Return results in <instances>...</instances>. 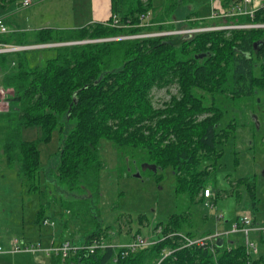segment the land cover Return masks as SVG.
Wrapping results in <instances>:
<instances>
[{
	"label": "trees",
	"instance_id": "obj_1",
	"mask_svg": "<svg viewBox=\"0 0 264 264\" xmlns=\"http://www.w3.org/2000/svg\"><path fill=\"white\" fill-rule=\"evenodd\" d=\"M4 1L12 0L0 3ZM111 1L112 16H117L123 27L95 23L77 29L47 28L31 32L32 37L25 32L1 35L0 43L61 44L176 30L173 13L190 0H169L159 8L153 7L152 0ZM245 5L246 0H221L224 11L216 9L218 16L211 20L226 18L235 25H264V8L252 16L245 13L249 10ZM149 15L150 25L142 26ZM196 19L192 22L199 21ZM202 21L206 25L202 27L221 25ZM197 25L191 23L189 27ZM175 38L180 39L179 43L172 41ZM46 49L0 55V86L14 92L8 99L9 111L0 114L2 147L9 165H17L20 176L29 182L40 169V152L34 142L22 139V128L39 126L43 139L48 141L53 130L60 127L64 134L65 122L75 123L62 145L57 176L70 192L81 194L83 208L88 206L86 200L100 193L104 143L131 150L133 156L155 165L158 171L172 168L177 195L186 196L191 203L200 195V200H205L208 181L224 156L223 147L238 127L233 120L219 129L224 110L217 98L237 102L264 94V27L58 46L54 47L56 54L42 65L30 64L21 57ZM174 85L179 88L178 95L156 107L152 91ZM156 175L157 180L162 179V175ZM242 184L255 205V183L240 179L237 185ZM219 196L212 199L214 204ZM67 210L73 214L70 207ZM186 223V218L171 216L166 224H158L162 232L154 248L128 256L106 248L94 255L80 251L67 259L51 258V263L157 264L165 250H172L163 264H264V258L251 261L243 244L183 247L180 236L173 234L199 237L184 230ZM100 238L105 237L97 230L83 243Z\"/></svg>",
	"mask_w": 264,
	"mask_h": 264
},
{
	"label": "rangeland",
	"instance_id": "obj_2",
	"mask_svg": "<svg viewBox=\"0 0 264 264\" xmlns=\"http://www.w3.org/2000/svg\"><path fill=\"white\" fill-rule=\"evenodd\" d=\"M22 1L24 0L13 1L15 13L6 19L12 33L18 32V28H28L27 22L30 19L34 25L42 24V27L53 29H77L87 24L84 20L90 12V0H33L30 7H23ZM168 1L152 0V5L159 8ZM219 2L221 0L185 2L172 16L176 30L186 29L191 23H198L197 27L206 26L203 21L187 22V18L195 14L207 18L205 22L209 21L211 24L221 22L219 26L204 28L231 30L228 27L236 25L227 22L226 18L211 20L213 14L217 15L213 11L214 3L219 11ZM25 33L29 37L33 36L31 32ZM172 41L179 43L180 39ZM59 44H46L48 46L45 48L49 49L30 51L21 57L28 59L30 64L42 65L56 54L54 47L64 46L61 45L63 43ZM1 77L0 74V81ZM7 91L8 96L13 95L10 93L11 89ZM178 93L179 88L174 85L155 88L151 96L154 105L162 107L164 102ZM1 95L6 96V93ZM208 98L211 99L209 96ZM227 99L217 98L224 110L219 129L226 128L233 120L238 127L223 147L224 156L208 181V188L213 192L212 199L220 195L217 204L213 200L201 201V195L196 202L191 203L186 196L176 194V175L172 168L157 172L143 170L142 167L147 162L133 156L131 150L116 149L112 144L104 143L101 156L105 166L101 172L100 193L86 200V208L80 207L83 200L81 194L70 192L58 181L57 176L62 145L75 123L65 122L64 134L60 127L56 128L48 141L43 139L39 126L22 128V139L34 142L40 152V169L29 182L20 176L17 165H9L3 151V135L0 131V247L4 251L0 255V264H52L42 253L14 252L16 241L19 246L40 245L43 249H48L53 243L60 241V235L81 244L85 242L87 235L97 230L114 245L129 244L137 236L157 241L162 231V227L157 224H166L173 215L186 218L184 230L196 235L216 230L230 231L234 221L243 216L256 220L257 223L263 222L264 94L259 93L251 99H238L237 102ZM236 159L239 161L237 164ZM156 174L162 175V179L157 180ZM240 179L255 183V205L246 185H237ZM209 201L213 202L214 207L207 209L204 203ZM68 207L73 214L68 212ZM217 216L223 218L218 221ZM44 219L54 222L55 226H43ZM249 239L257 248L256 251H250V259L255 261L264 258V235L261 232H251ZM245 243L246 237L242 233L226 239L227 247Z\"/></svg>",
	"mask_w": 264,
	"mask_h": 264
},
{
	"label": "built area",
	"instance_id": "obj_3",
	"mask_svg": "<svg viewBox=\"0 0 264 264\" xmlns=\"http://www.w3.org/2000/svg\"><path fill=\"white\" fill-rule=\"evenodd\" d=\"M33 3V0H24L22 5L23 7H28ZM246 3H252V0H246ZM259 8H264L263 4L259 5H253L249 10H247L245 13H249L250 15H254L255 11L258 10ZM242 14L241 10L239 12ZM218 15H212L211 18H215ZM226 16V15H225ZM150 15L148 17H145L143 20L142 26H148L150 25ZM191 20H187V22H191ZM110 25L111 27L115 28H120L123 27L124 25L120 23V20L117 16H112V22L106 23ZM257 27H264V25H254V24H248V25H236L232 27H228V29H248V28H257ZM217 29V28H216ZM214 28H204V27H188L183 30H168V31H158V32H153V33H147V34H142L138 36H131V37H118V40L121 39H127V38H138V37H169V36H186L190 37L192 35H195L197 33L201 32H206V31H212L216 30ZM9 33H12L9 31V28L7 25L0 20V36L1 35H7ZM46 45V44H45ZM38 45H15V44H4L0 43V55L1 54H16L20 53L23 51L27 50H33V49H39L44 46L40 47H35ZM45 48V47H44ZM14 65V63H13ZM1 87V86H0ZM2 88V89H1ZM0 88L1 94L4 92L6 93V96H2L0 94V114L4 112H8L10 109L9 105V97L8 96V91L10 89H5L3 87ZM12 90V89H11ZM11 94H14L13 90L10 92ZM205 200H212L213 197V192L210 188H207L205 190ZM204 207L207 209L213 208L214 204L212 201L205 202ZM223 217L217 216V220L220 221ZM43 226H55L54 222H51L48 219H44L42 221ZM251 232H261L264 235V221L261 223H256L255 220L243 216V217H238L233 225L230 231H220L216 230L211 232L210 234L199 236V237H190L186 235V233H178V234H173L172 236H180L182 239L183 247L191 248L193 246H198V247H206L208 246L211 248L213 245H217L220 241H222V244L226 243V239H228L231 235L235 234H244L246 237V249L247 252L250 255L251 250H257L256 245L250 241L249 235ZM159 240L154 241V240H149L142 238L140 236H137L133 239L132 242L126 245H114L110 242H108L105 238H100V239H95L91 243H74L72 241H62L59 243H53L50 248L48 249H43L40 245H22L19 246L18 242H15V249L14 252H27V253H42L45 255L46 258H62V259H67L69 258L72 254L84 251L89 255H94L96 254L99 250H104L106 248H114L118 250L122 256H128L129 254L135 253L136 251L145 249V248H150L155 246L158 243ZM221 244V245H222ZM220 245V244H218ZM4 251L2 247H0V255L3 254ZM172 253V250H167L164 252L163 258L157 263L160 264L167 256H169ZM253 261V260H251ZM252 264V262L248 263Z\"/></svg>",
	"mask_w": 264,
	"mask_h": 264
},
{
	"label": "crops",
	"instance_id": "obj_4",
	"mask_svg": "<svg viewBox=\"0 0 264 264\" xmlns=\"http://www.w3.org/2000/svg\"><path fill=\"white\" fill-rule=\"evenodd\" d=\"M13 1L14 0H12L10 2L4 1V2L0 3V20H2L6 25H7L6 19H8V17H10V16H13V14L15 13L13 10V4H12ZM21 3H23V1ZM219 4H220L218 7L219 12H223L224 10L221 7V3L219 2ZM259 4L264 5V0H252V3H249V4L246 3L245 6L248 9H250L253 5H259ZM31 5H29L28 7H30ZM215 5H216V3H214V9H213L214 12L216 11ZM88 8H89L90 12L87 15V19L84 20L85 21L84 23H87V24H85V26L92 25L95 23H107L109 21L110 17L112 16V1L111 0H90V2L88 4ZM195 17L197 19L193 18L192 20L196 19V20L201 21L203 19H207L205 17H200L198 14H196ZM27 23H28V28H26V29H19L18 28L17 31L18 32H33V31L35 32V31H39V30L47 28L46 26L42 27L41 26L42 24L34 25V22L31 19ZM7 27H8V25H7ZM82 27H84V26H82ZM82 27L80 26V28H82ZM57 29L65 30V29H72V28H57ZM18 32H15V33H18ZM210 232H212V231H210ZM59 239H60L59 242L65 241L62 235H60ZM59 242H57V243H59ZM48 259L51 260V258H48Z\"/></svg>",
	"mask_w": 264,
	"mask_h": 264
},
{
	"label": "water",
	"instance_id": "obj_5",
	"mask_svg": "<svg viewBox=\"0 0 264 264\" xmlns=\"http://www.w3.org/2000/svg\"><path fill=\"white\" fill-rule=\"evenodd\" d=\"M119 38H112V39H100V40H88V41H83V42H77L79 44H84V43H90V42H102V41H113V40H118ZM69 44H72V43H63L61 45H69ZM60 45V44H59ZM40 46H44V47H47L48 45H38V46H35V47H40ZM55 46V45H53ZM199 58H204V56H199ZM143 170H152L154 172H157L158 169L155 165H150V164H144L143 167H142ZM139 176V174H138ZM218 244H222V241H220Z\"/></svg>",
	"mask_w": 264,
	"mask_h": 264
},
{
	"label": "bare ground",
	"instance_id": "obj_6",
	"mask_svg": "<svg viewBox=\"0 0 264 264\" xmlns=\"http://www.w3.org/2000/svg\"><path fill=\"white\" fill-rule=\"evenodd\" d=\"M111 8V7H110ZM44 41V40H43ZM33 42V41H32ZM16 126V125H15ZM158 225V224H157ZM171 225V224H170ZM166 229V228H165ZM162 232V231H161ZM162 234H164V233H162ZM203 234H205V233H203ZM189 235V234H188ZM200 236V235H199ZM264 241V240H263ZM163 245V244H162ZM161 245V246H162ZM173 245V244H172ZM180 246V245H179ZM154 248V247H153ZM147 250V249H146ZM151 251V250H150ZM166 251V250H165ZM118 252V251H117ZM119 253V252H118ZM174 255V254H173ZM176 255V254H175ZM118 259H119V257H118ZM164 261H165V259H164ZM162 264H163V262H162Z\"/></svg>",
	"mask_w": 264,
	"mask_h": 264
},
{
	"label": "flooded vegetation",
	"instance_id": "obj_7",
	"mask_svg": "<svg viewBox=\"0 0 264 264\" xmlns=\"http://www.w3.org/2000/svg\"><path fill=\"white\" fill-rule=\"evenodd\" d=\"M257 28H260V27H257Z\"/></svg>",
	"mask_w": 264,
	"mask_h": 264
}]
</instances>
